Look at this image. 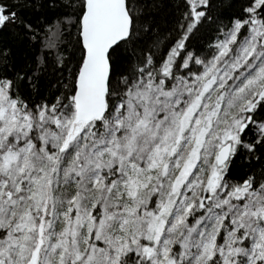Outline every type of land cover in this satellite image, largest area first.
<instances>
[{"label": "snow or ice", "instance_id": "snow-or-ice-1", "mask_svg": "<svg viewBox=\"0 0 264 264\" xmlns=\"http://www.w3.org/2000/svg\"><path fill=\"white\" fill-rule=\"evenodd\" d=\"M228 7L0 0V264H264V0Z\"/></svg>", "mask_w": 264, "mask_h": 264}, {"label": "trees", "instance_id": "trees-1", "mask_svg": "<svg viewBox=\"0 0 264 264\" xmlns=\"http://www.w3.org/2000/svg\"><path fill=\"white\" fill-rule=\"evenodd\" d=\"M214 2L218 5V7H219L221 13L223 14V16L225 18H227V16L230 13V9H229L228 5H229V3H234V0H214ZM54 15H55L54 13H49L50 18L54 19ZM155 15H156V18L158 20L163 21L165 18L168 17L169 10L166 7L162 8ZM162 27H163V24H162ZM214 38H215L214 35L209 37L210 40L214 39ZM3 42L12 45L14 52L17 50V45H16V41H15L14 37L5 36ZM233 175L236 176V177H240V176L243 175V171L239 167H237L236 169H234Z\"/></svg>", "mask_w": 264, "mask_h": 264}]
</instances>
